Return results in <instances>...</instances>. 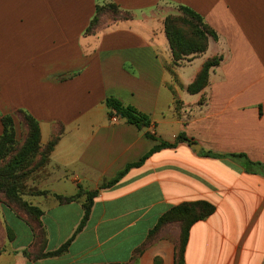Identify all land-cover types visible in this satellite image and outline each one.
Wrapping results in <instances>:
<instances>
[{"label":"crops","instance_id":"crops-1","mask_svg":"<svg viewBox=\"0 0 264 264\" xmlns=\"http://www.w3.org/2000/svg\"><path fill=\"white\" fill-rule=\"evenodd\" d=\"M107 4L132 18L104 15L86 34L97 6ZM178 6L200 14L217 38L173 67L163 21ZM214 56L221 61L206 87L187 93ZM108 97L146 115L150 127L141 133L109 118ZM17 111L38 122L40 150L61 132L21 195L42 211L44 253L68 241L83 216L82 200L59 204L54 195L99 189L159 144L146 132L188 142L99 189L60 256L34 259L27 215L0 202V264H174L173 243L162 234L149 242V231L170 208L196 201L216 209L191 227L185 264H264V176L228 157L264 167V0H0V117L13 116L16 138L25 129Z\"/></svg>","mask_w":264,"mask_h":264},{"label":"trees","instance_id":"trees-1","mask_svg":"<svg viewBox=\"0 0 264 264\" xmlns=\"http://www.w3.org/2000/svg\"><path fill=\"white\" fill-rule=\"evenodd\" d=\"M180 15H168L163 21L164 33L171 52L172 66H178L184 60L194 58L203 54L207 50L208 40L216 39V33L204 22L202 16L186 6H178ZM108 13L113 21L129 20L132 15L129 12L120 10L115 4L97 6L95 16L90 21L86 29V34H94L101 24L102 16ZM221 57L214 56L208 58L202 65L200 71L196 74L193 82L188 85L187 93L194 95L200 93L207 85L209 72L213 67L219 65ZM104 104L108 110L109 118H119L126 124L133 125L137 129L150 127V121L144 114L139 113L135 108L124 105L113 97L105 99ZM22 119L26 126V135L19 148L17 149V138L14 127V118L11 115L1 116L0 123L2 133L0 135V197L4 204L21 211L36 221V229L32 228L36 239L41 236V246L39 252L34 254V259L45 257H56L65 253L70 243L84 228L92 206L93 201L98 195V190L108 188L118 183L131 169L141 167L145 161L156 152L165 148H174L181 142H188L187 138L180 134L173 143H168L156 139L149 132L146 137L159 142L138 162L128 164L119 171L112 179L102 183L99 189L85 191L81 188L73 196L54 195L59 204H67L73 201L82 200L83 216L72 234V236L61 245L57 250L43 252L45 248V231L39 222L42 211L37 207L21 199L23 193V183L25 179L36 169L43 166L56 143L59 140L61 132L54 136L40 150V132L38 122L24 111L16 113ZM40 151L39 160L34 163L35 157ZM209 157L221 158L224 156L208 154ZM229 158L241 163L247 173H258L264 176V167L259 163H252L242 154H231ZM42 194H47L43 192ZM215 206L207 201L185 202L170 208L157 220L156 225L149 231V242L152 241L158 232L165 226L178 223L180 226L179 238L175 246L174 264H185V250L189 239L191 227L202 220H205L215 212ZM38 243H35V246ZM142 248L136 250L135 255L141 254ZM136 261V260H135Z\"/></svg>","mask_w":264,"mask_h":264},{"label":"rangeland","instance_id":"rangeland-1","mask_svg":"<svg viewBox=\"0 0 264 264\" xmlns=\"http://www.w3.org/2000/svg\"><path fill=\"white\" fill-rule=\"evenodd\" d=\"M104 15H107V16H109V14L108 13H105ZM103 15V16H104ZM170 15H180V11L178 10V8H175V13L174 14H170ZM103 16H102V18H103ZM110 17V16H109ZM101 21H102V19H101ZM184 61H188V59L187 60H184ZM185 62H182L181 64H184ZM22 120V119H21ZM22 122V121H21ZM22 124H23V126H24V128L25 129H23L20 133H19V135H18V137H17V145H16V147H17V149L19 148V144H21L22 142H23V140H24V138H25V135H26V126H25V124L22 122ZM0 202H2V203H4V201H3V198L2 197H0ZM28 224L30 225V227L31 228H34V229H36V221H34V219H32V218H30V217H28ZM170 226H171V228H170V230L169 231H167V229L165 230V229H161L162 230V232H158V234H157V237H160V234H162V236L164 237V239H167V240H169L171 243H173V246L175 247L176 246V243H177V241H178V238H179V233H180V226H179V224L178 223H172V224H169ZM167 228V227H166ZM169 228V227H168ZM176 230L178 231V236L176 235ZM177 236V237H176ZM41 241H42V238H41V236H39V238H37L36 239V242L38 243V245H36L35 247H34V253H36V252H39V248H40V244H41Z\"/></svg>","mask_w":264,"mask_h":264},{"label":"water","instance_id":"water-1","mask_svg":"<svg viewBox=\"0 0 264 264\" xmlns=\"http://www.w3.org/2000/svg\"><path fill=\"white\" fill-rule=\"evenodd\" d=\"M146 130H147V128H146V127H143V128L141 129V133H143V132L146 131ZM191 147L194 148V149H196V148H197V144H195V143H191Z\"/></svg>","mask_w":264,"mask_h":264},{"label":"built area","instance_id":"built-area-1","mask_svg":"<svg viewBox=\"0 0 264 264\" xmlns=\"http://www.w3.org/2000/svg\"><path fill=\"white\" fill-rule=\"evenodd\" d=\"M113 118H115V117H113Z\"/></svg>","mask_w":264,"mask_h":264}]
</instances>
